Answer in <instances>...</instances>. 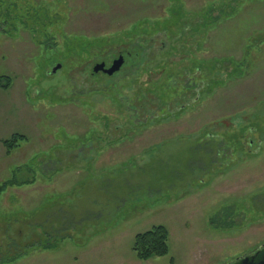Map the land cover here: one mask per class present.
Returning <instances> with one entry per match:
<instances>
[{
	"label": "rangeland",
	"instance_id": "obj_1",
	"mask_svg": "<svg viewBox=\"0 0 264 264\" xmlns=\"http://www.w3.org/2000/svg\"><path fill=\"white\" fill-rule=\"evenodd\" d=\"M0 83V185L34 177L0 195V264L264 245V0H0ZM155 226L169 253L138 261Z\"/></svg>",
	"mask_w": 264,
	"mask_h": 264
},
{
	"label": "trees",
	"instance_id": "obj_2",
	"mask_svg": "<svg viewBox=\"0 0 264 264\" xmlns=\"http://www.w3.org/2000/svg\"><path fill=\"white\" fill-rule=\"evenodd\" d=\"M0 87L4 88L6 86L3 87L0 83ZM21 141H24V137L16 135L13 136L10 140H5L3 142V145L6 148L7 152H10L15 148H18V143H20ZM16 171L17 170L13 171V173H15L12 174V179L7 180L2 185H0V195L12 186H22L34 183V181L32 180L34 179L33 176L25 178H31V180H25L24 178V180H22L21 177L18 178ZM168 238V231L163 226H155L147 232L136 235L133 244V252L135 253V258L138 261L145 262L154 258L166 256L169 253Z\"/></svg>",
	"mask_w": 264,
	"mask_h": 264
},
{
	"label": "water",
	"instance_id": "obj_3",
	"mask_svg": "<svg viewBox=\"0 0 264 264\" xmlns=\"http://www.w3.org/2000/svg\"><path fill=\"white\" fill-rule=\"evenodd\" d=\"M123 64L122 58L114 61L112 66L108 69L105 68V64H97L93 69L92 73L97 74L99 72L106 74L108 76H112L115 72H117ZM57 68L53 70L55 72ZM236 264H264V245L261 246L258 250H256L253 254L246 255V257H240Z\"/></svg>",
	"mask_w": 264,
	"mask_h": 264
},
{
	"label": "flooded vegetation",
	"instance_id": "obj_4",
	"mask_svg": "<svg viewBox=\"0 0 264 264\" xmlns=\"http://www.w3.org/2000/svg\"><path fill=\"white\" fill-rule=\"evenodd\" d=\"M253 253H254V252H253ZM253 253H252V254H253ZM243 257H246V256H243ZM239 258H240V257H239ZM239 258H236V259H235L233 262H231L230 264H236V263L238 262V259H239Z\"/></svg>",
	"mask_w": 264,
	"mask_h": 264
}]
</instances>
